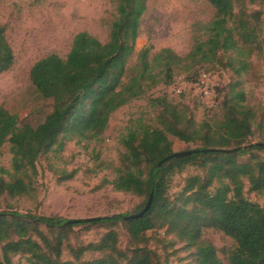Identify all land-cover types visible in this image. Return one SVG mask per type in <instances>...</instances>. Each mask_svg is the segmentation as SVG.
<instances>
[{"label": "trees", "instance_id": "trees-1", "mask_svg": "<svg viewBox=\"0 0 264 264\" xmlns=\"http://www.w3.org/2000/svg\"><path fill=\"white\" fill-rule=\"evenodd\" d=\"M261 1L208 0L215 16L203 26L205 40L197 39L184 56L169 48L152 54L151 46L144 47L137 54L136 64L129 67L148 0H113L116 14L109 24L106 43L81 32L66 58L51 54L32 67V84L53 104L43 123L37 127L20 125L16 114L0 106V153L9 143L12 155V172L0 168V197L34 196L41 156L61 152L69 140L99 139L119 108L144 98L161 84L171 86L197 67L221 64L230 53L234 54L230 66L241 78L249 70L252 56L262 49L260 13L247 11L249 5ZM15 62L5 27L0 26V74L10 71ZM152 103L159 109L157 127L142 119L130 124L121 136L124 151L110 183L117 192L145 198V204L134 214L146 207L154 192L150 210L138 219L113 216L76 225L57 217L26 215L27 222L19 214L8 218L0 213V264H14V257L19 255L28 256L30 264H161L145 246L134 248L130 258L118 250L119 235L114 228L121 222L138 244L160 223L195 251V264H264V209L244 194L247 182L250 191L264 196V157L259 154L264 153V146L234 153L192 154L159 167L163 159L176 153L169 135L194 149H233L252 144L256 114L246 106L241 82L231 84L222 98L220 113L201 122L195 120L189 106L173 104L165 96ZM257 143L264 144V136ZM190 167L204 174L187 178L179 202H170V179ZM38 224L50 232L44 236L38 231L41 242L32 232V225ZM80 225H107L111 229L98 243L71 248L73 261H62L64 244L73 228ZM204 229L218 230L233 240L226 262L214 244L203 238ZM52 233H56L55 238ZM89 252L105 255L84 261Z\"/></svg>", "mask_w": 264, "mask_h": 264}, {"label": "rangeland", "instance_id": "rangeland-1", "mask_svg": "<svg viewBox=\"0 0 264 264\" xmlns=\"http://www.w3.org/2000/svg\"><path fill=\"white\" fill-rule=\"evenodd\" d=\"M136 52L129 67L136 64L138 52L151 46L152 54L169 48L179 55L188 54L197 39L205 40L203 26L215 16V9L208 0H148ZM239 11L238 7L236 13ZM249 13L259 12L261 28V52L250 59V68L238 78L230 66L234 54L222 58L218 65L197 67L194 72L182 75L171 86L155 87L139 100L119 108L109 121L107 131L99 139L69 140L64 149L43 155L37 162L38 175L34 196L12 198L0 197V213L12 218L15 214L30 222L26 215L36 217H57L78 220L96 217L127 216L136 213L145 198L130 193L117 192L110 184L115 179V168L120 164L124 149L120 139L130 124L138 119L157 127L159 109L152 100L158 97L176 105L190 107L197 122L220 113L222 98L233 82L239 80L246 95V106L256 114L255 136L252 144L264 136V0L249 5ZM116 14L113 0H0V26L5 27L6 37L15 53L14 67L0 74V106L19 118V124L37 127L52 112L53 104L37 92L31 82L32 67L51 54L66 58L78 33L87 32L106 43L109 38V24ZM208 77L212 96L205 98L202 80ZM184 78V79H183ZM194 80V81H193ZM176 153L194 149L176 137L169 135ZM245 146V145H244ZM259 154L264 157L263 152ZM12 155L9 143L0 153V168L11 170ZM203 171L190 167L170 179L167 199L177 204L187 178L203 175ZM71 179L63 181L64 178ZM2 176L0 175V178ZM5 180H9L7 175ZM246 199L258 203L264 209V196L252 192L246 182ZM81 224V223H80ZM107 225L73 228V233L64 244L62 261H73L71 248L98 243L108 232ZM119 235L117 248L132 255L137 246L152 250L161 264H195L194 250L187 248L175 235L168 233L160 223L147 232L140 244L134 242L124 223L114 228ZM38 231L50 235L42 225H32L34 238L41 242ZM55 238L56 233L51 234ZM203 238L214 244L219 257L226 262L227 252L234 246L231 238L215 229H204ZM104 253H87L83 260L103 257ZM14 264H30L26 255L14 257Z\"/></svg>", "mask_w": 264, "mask_h": 264}, {"label": "water", "instance_id": "water-1", "mask_svg": "<svg viewBox=\"0 0 264 264\" xmlns=\"http://www.w3.org/2000/svg\"><path fill=\"white\" fill-rule=\"evenodd\" d=\"M255 145L264 146L263 143H253V144L242 146L240 148H233V149H191V150H187V151H183V152L174 153L173 155L163 159L160 162L159 167L163 163H165L166 161H170L172 159L180 158V157H184V156H189V155H192V154L214 153V152L234 153V152H237L239 149L251 148V147H253ZM153 199H154V192L151 194L146 207L140 213L132 214L130 216H126V217H124V219L125 220L138 219V218H141L142 216H144L150 210V208H151V206L153 204ZM103 218H107V217H96V218H88V219L68 220L67 224L76 225V224H80V223H90V222H94V221H97V220H100V219H103Z\"/></svg>", "mask_w": 264, "mask_h": 264}, {"label": "built area", "instance_id": "built-area-1", "mask_svg": "<svg viewBox=\"0 0 264 264\" xmlns=\"http://www.w3.org/2000/svg\"><path fill=\"white\" fill-rule=\"evenodd\" d=\"M203 79H205V80H202V84H203L202 86L204 87L203 94L205 98H209L212 96V90L209 86L208 77L204 76Z\"/></svg>", "mask_w": 264, "mask_h": 264}]
</instances>
